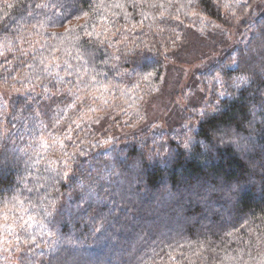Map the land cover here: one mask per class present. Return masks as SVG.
<instances>
[{
	"label": "trees",
	"instance_id": "16d2710c",
	"mask_svg": "<svg viewBox=\"0 0 264 264\" xmlns=\"http://www.w3.org/2000/svg\"><path fill=\"white\" fill-rule=\"evenodd\" d=\"M0 264H264V0H0Z\"/></svg>",
	"mask_w": 264,
	"mask_h": 264
},
{
	"label": "rangeland",
	"instance_id": "374dc122",
	"mask_svg": "<svg viewBox=\"0 0 264 264\" xmlns=\"http://www.w3.org/2000/svg\"><path fill=\"white\" fill-rule=\"evenodd\" d=\"M212 61H210L209 63H211ZM208 63V64H209ZM188 72H190V70L188 71ZM221 79L222 78H220V77H216V81H217V84H220L221 83ZM197 89V88H196ZM192 90H194V89H192ZM191 99H194L195 97H197L196 96V94H194V92L192 91L191 92V95L189 96ZM152 112H151V114H152V116L154 117V116H156V114L157 113H159V111H160V107H159V105L158 104H156L155 106H154V109L153 110H151Z\"/></svg>",
	"mask_w": 264,
	"mask_h": 264
}]
</instances>
